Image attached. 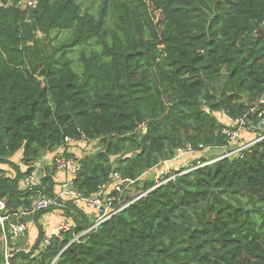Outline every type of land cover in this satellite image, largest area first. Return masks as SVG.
Returning <instances> with one entry per match:
<instances>
[{"label": "trees", "instance_id": "obj_1", "mask_svg": "<svg viewBox=\"0 0 264 264\" xmlns=\"http://www.w3.org/2000/svg\"><path fill=\"white\" fill-rule=\"evenodd\" d=\"M32 4L0 0V264H264V139L224 157L235 144L216 116L264 112V0ZM186 147L216 161L162 172ZM60 153L81 198L118 197V173L132 184L112 208L128 205L93 229L101 214L71 197L23 214L68 184ZM55 211L68 230L47 239Z\"/></svg>", "mask_w": 264, "mask_h": 264}, {"label": "built area", "instance_id": "obj_2", "mask_svg": "<svg viewBox=\"0 0 264 264\" xmlns=\"http://www.w3.org/2000/svg\"><path fill=\"white\" fill-rule=\"evenodd\" d=\"M32 0H27V6H32ZM261 101L260 103H262ZM255 109H252L251 112H254ZM227 115V114H226ZM225 115V116H226ZM259 120L256 124L248 122L246 119V116L238 118L236 120L229 119V123L227 125V128H225L222 133L225 134L228 139L227 142L231 146L232 144H236L237 140L241 138L242 134H247L249 136H252V139L248 142H240L238 143V147L235 149H232L231 151H228L225 153L224 157H237L240 156L241 153L249 148L251 145L261 141L264 139V112L258 114ZM192 153V150L190 148L184 150H178L177 151V158L182 157L184 154ZM45 159V158H44ZM43 159V160H44ZM53 165L56 169L60 171H66L69 173V182L68 184L59 187L58 193L55 196L50 195H38L35 199L32 209L28 212H24L23 214L31 215L33 213L39 212V211H45L49 208H56L60 206V199L64 197H71L75 200H80L85 207L88 210L91 211H97V213L101 214L99 216V219L96 223V226L107 221L109 218L114 216L115 214L122 211L128 204L125 206H122L121 208L114 210L112 206L116 203H118L121 200L122 195L128 190L129 185L132 184L124 182L118 173L112 174V190H115L120 195L118 197L111 196V190L102 189L99 191L98 194H96L92 198H81L80 194L75 192L72 189V182L76 178V173L78 172V165L76 164L74 159L66 158L62 155V153L58 154L55 158V161H53ZM207 164H199L197 165V168L203 167ZM40 167V163H33V168ZM2 177V172L0 171V178ZM36 179V170L32 171L31 174L23 181L24 188H32L34 187ZM4 207V204L0 202V210ZM6 217L0 216V227L3 231L2 238L5 240V234H4V221ZM25 224L24 223H15L10 225V232L12 233L13 237L20 236L24 230H25ZM59 231H67V226H59ZM45 244H48V240L45 241Z\"/></svg>", "mask_w": 264, "mask_h": 264}, {"label": "rangeland", "instance_id": "obj_3", "mask_svg": "<svg viewBox=\"0 0 264 264\" xmlns=\"http://www.w3.org/2000/svg\"><path fill=\"white\" fill-rule=\"evenodd\" d=\"M25 4H27V0H25ZM218 121L219 122H227V123H229L228 122V118L226 117V116H224L223 114H220V116H218ZM248 137V136H247ZM246 137V138H247ZM217 152L218 153H221L222 152V150H219V149H217ZM18 156V155H17ZM17 156H15L14 158V162H18V159H17ZM186 157V156H185ZM185 157H183V158H185ZM182 158V159H183ZM181 159V160H182ZM13 162V163H14ZM193 161L192 160H187V161H185L184 162V164L185 165H190L191 163H192ZM165 164L167 165L168 163L167 162H165ZM165 165V167L163 168V170H162V172H165L166 173V171H167V169H168V166H166ZM181 166H183V165H180L179 164V166H176L175 167V170L177 171L178 169L180 170L181 169ZM185 167V166H184ZM45 169V168H44ZM149 173V172H148ZM27 178V177H26ZM25 178V179H26ZM23 181H25L24 179H23ZM157 182V184H155L156 186H159L160 184H162L163 182H165V181H156ZM34 185H35V183H34ZM57 211H55L54 213H51V214H48V215H44L43 217H42V223H43V225H44V229L46 230V231H48V233L50 234V235H52V234H54V233H57L59 230H58V228H59V226H65L66 224L65 223H62V222H59V223H57V224H53L52 225V216L56 213ZM90 212H92V211H90V210H87L86 211V213L89 215V216H91V218H92V220H93V222H95V220H96V218H97V216H96V214L94 213V214H91ZM34 232H36V229H35V227L32 225V224H30V226L28 227V233H29V236H28V239L27 240H30V239H32L33 237H34ZM50 235H48V236H50Z\"/></svg>", "mask_w": 264, "mask_h": 264}, {"label": "clouds", "instance_id": "obj_4", "mask_svg": "<svg viewBox=\"0 0 264 264\" xmlns=\"http://www.w3.org/2000/svg\"><path fill=\"white\" fill-rule=\"evenodd\" d=\"M263 25H264V23H263ZM220 114H223L224 116L226 115V113H224V112H221V113H218V114H216V116H220ZM226 117L228 118V116L226 115ZM228 122H229V118H228ZM226 126L228 125V123L227 122H223ZM227 123V124H226ZM243 135H245V136H249V135H247V134H242V136H241V138L240 139H238L237 140V143L235 144V147L233 148V149H235V148H237L238 147V143H240V142H248V141H250L251 139H252V136H249L250 137V139L248 140V139H246L247 141H243L242 139H244L245 140V137H243ZM263 140V139H262ZM254 145V144H253ZM252 146V145H251ZM189 147H186V148H184V149H178V150H186V149H188ZM248 149V148H247ZM177 150V151H178ZM232 150V149H231ZM231 150H228V151H231ZM228 151H226L225 153H227ZM224 153V154H225ZM176 155H177V152H176ZM176 155H175V157H174V159L173 160H171V161H166L168 164L166 165L165 164V162L162 164L163 166H162V168H164L165 167V165L166 166H168V169H169V166L171 167V166H173V168H174V170H175V167L176 166H179V164L180 165H183V166H181V167H186L187 169H189V170H187L186 172H189V171H192V170H196V169H199V168H197V165H198V162H199V164H206V163H213L214 161H216V160H208V161H206V162H202V157H201V155H198V152H195L194 150H192V153H189V154H184L182 157H180V158H177L176 157ZM186 156V157H185ZM183 157H185V158H183ZM236 157V156H235ZM183 158V159H182ZM182 159V160H181ZM219 159V158H218ZM187 160H192L193 162L190 164V165H185L184 164V162L185 161H187ZM193 163H195V165H193ZM210 164H207V165H210ZM207 165H205V166H207ZM204 167V166H203ZM200 168H202V167H200ZM168 169H167V171H168ZM163 170V169H162ZM166 171V172H167ZM176 171V170H175ZM178 171V170H177ZM176 171V172H177ZM186 172H183V173H186ZM33 188V187H32ZM29 189H31V188H29ZM1 202V201H0ZM3 203V202H2ZM4 204V203H3ZM3 209V208H2ZM1 209V210H2ZM97 223V222H96ZM96 227V224L91 228V229H93V228H95ZM3 232V231H2ZM5 233V232H4ZM51 236V235H50ZM50 236H48V238L47 239H49V237ZM6 239V238H5ZM7 264V263H6Z\"/></svg>", "mask_w": 264, "mask_h": 264}, {"label": "crops", "instance_id": "obj_5", "mask_svg": "<svg viewBox=\"0 0 264 264\" xmlns=\"http://www.w3.org/2000/svg\"><path fill=\"white\" fill-rule=\"evenodd\" d=\"M226 124H227V123H226ZM243 137H245V140H246V139H250L249 136L247 137V136L243 135ZM246 137H247V138H246ZM242 140L244 141V139H242ZM220 154H222V152H221ZM162 169H163V168H162ZM153 171H154V170H153ZM54 221H55V219H54ZM57 223H58V221H57L56 223H54V224H57ZM27 226L29 227L30 224H28ZM28 227H27V228H28Z\"/></svg>", "mask_w": 264, "mask_h": 264}]
</instances>
